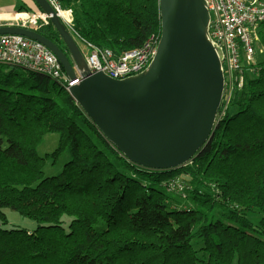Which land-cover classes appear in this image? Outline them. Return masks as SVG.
<instances>
[{"label":"trees","instance_id":"16d2710c","mask_svg":"<svg viewBox=\"0 0 264 264\" xmlns=\"http://www.w3.org/2000/svg\"><path fill=\"white\" fill-rule=\"evenodd\" d=\"M61 1L82 38L117 54L161 36L158 0ZM16 10L41 8L19 0ZM38 32L71 58L54 25ZM231 107L190 162L153 170L128 160L55 81L0 65V264H264V59ZM48 133L58 146L39 156ZM65 151L61 173L45 177L46 160ZM6 209L38 226L5 228Z\"/></svg>","mask_w":264,"mask_h":264},{"label":"water","instance_id":"95a60500","mask_svg":"<svg viewBox=\"0 0 264 264\" xmlns=\"http://www.w3.org/2000/svg\"><path fill=\"white\" fill-rule=\"evenodd\" d=\"M61 35L69 58L36 30L0 25L44 44L73 81L70 95L105 138L134 164L153 170L186 165L211 140L225 90L222 49L209 32L207 0H158L161 38L141 73L114 79L91 72L85 56L47 0H35Z\"/></svg>","mask_w":264,"mask_h":264},{"label":"built area","instance_id":"2783aa9c","mask_svg":"<svg viewBox=\"0 0 264 264\" xmlns=\"http://www.w3.org/2000/svg\"><path fill=\"white\" fill-rule=\"evenodd\" d=\"M71 35L86 47V64L91 72H103L114 79H125L143 72L154 59L161 36H151L141 47L121 54L85 40L75 29L74 10L61 0H47ZM211 15L209 32L222 49L225 90L216 123L227 114L234 94L245 84V73L258 64V54L264 52L261 33L264 31V0H207ZM51 24L42 11L21 15L17 26L38 31ZM0 65L19 67L49 77L70 93V88L82 78L71 80L57 56L39 41L17 34L0 35Z\"/></svg>","mask_w":264,"mask_h":264},{"label":"rangeland","instance_id":"374dc122","mask_svg":"<svg viewBox=\"0 0 264 264\" xmlns=\"http://www.w3.org/2000/svg\"><path fill=\"white\" fill-rule=\"evenodd\" d=\"M29 14H32L33 12H28ZM80 47L82 49L83 52H86V47L84 45V43L80 40ZM264 59V52H260L258 54V62L260 60ZM245 80V79H244ZM236 109L231 107L230 111L234 112ZM59 143V135L56 133H48L43 137V141L40 144V146L37 149L38 155L39 156H45L47 153H51L53 152ZM71 159V154L69 151H65L63 154H61L59 156V158L56 160V162H54L53 159L50 160H46L45 165L43 167V172H44V176L45 177H50V176H56L59 175L65 165L66 162H68ZM9 223L5 228H25L28 229L30 231L36 229V227L38 226V223L21 216L18 212L13 211L11 209H6L5 210ZM248 218L253 222V223H258L259 220L262 217V213H260L259 211H250L248 212ZM3 227V225L1 224L0 221V228ZM203 242L202 240H195L193 242V248L198 249L202 246ZM201 255L199 254V257ZM202 264V263H199Z\"/></svg>","mask_w":264,"mask_h":264},{"label":"crops","instance_id":"0c3cea01","mask_svg":"<svg viewBox=\"0 0 264 264\" xmlns=\"http://www.w3.org/2000/svg\"><path fill=\"white\" fill-rule=\"evenodd\" d=\"M21 1L23 3L31 4V0ZM18 6L19 0H0V25L17 26L20 22L21 15L29 14L28 12L24 11L18 12V10H16ZM33 13L36 12L33 11Z\"/></svg>","mask_w":264,"mask_h":264},{"label":"clouds","instance_id":"9594fccd","mask_svg":"<svg viewBox=\"0 0 264 264\" xmlns=\"http://www.w3.org/2000/svg\"><path fill=\"white\" fill-rule=\"evenodd\" d=\"M74 38V37H73ZM84 54V53H83Z\"/></svg>","mask_w":264,"mask_h":264},{"label":"bare ground","instance_id":"6f19581e","mask_svg":"<svg viewBox=\"0 0 264 264\" xmlns=\"http://www.w3.org/2000/svg\"><path fill=\"white\" fill-rule=\"evenodd\" d=\"M10 17V16H9Z\"/></svg>","mask_w":264,"mask_h":264}]
</instances>
